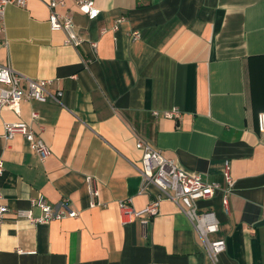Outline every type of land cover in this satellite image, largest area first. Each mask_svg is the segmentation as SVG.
I'll return each instance as SVG.
<instances>
[{
    "label": "crops",
    "instance_id": "obj_1",
    "mask_svg": "<svg viewBox=\"0 0 264 264\" xmlns=\"http://www.w3.org/2000/svg\"><path fill=\"white\" fill-rule=\"evenodd\" d=\"M96 4V19L71 0L57 7L73 15L83 38L78 47L51 29L45 0L6 7L0 63L51 79L50 89L63 96L62 104L23 101L19 114L0 110V204L10 208L0 227V264H213L173 201L163 199L147 225L148 214H125V200L142 211L158 194L152 185L141 190L139 138L208 181L224 182L231 162L229 211L222 190L197 205L215 211L213 237L227 241L217 264H264V133L257 123L264 111V0ZM173 109L181 116L162 115ZM16 121L45 139L46 160L23 135L3 136L5 123ZM89 177L102 205H90ZM39 195L53 204L66 198L80 214L38 224L17 219V209L31 208Z\"/></svg>",
    "mask_w": 264,
    "mask_h": 264
},
{
    "label": "built area",
    "instance_id": "obj_2",
    "mask_svg": "<svg viewBox=\"0 0 264 264\" xmlns=\"http://www.w3.org/2000/svg\"><path fill=\"white\" fill-rule=\"evenodd\" d=\"M28 0H0V32L4 30V16L6 7L10 4L25 6ZM68 0H45L49 9V23L52 30H61L66 34L65 43L78 47L82 44L83 38L76 30L73 15L63 14L57 10L60 5H65ZM76 8L87 15L89 19H96L101 9L97 6L96 0H71ZM139 31H133L132 38L140 37ZM93 48H97L96 41L91 42ZM51 79L32 78L23 73L15 71L10 65L0 63V110L8 107L16 113H20L21 103L23 101L37 100L47 102L53 100L62 104L61 97L63 91L57 89L52 91L50 86ZM159 115V111H154ZM166 117H180L178 109L164 111ZM39 114L33 111L32 119L37 120ZM258 129L264 133V111L257 115ZM23 135L31 145V148L38 153L44 161L51 154V148L45 139L26 122H6L4 125L3 136L6 139H12L15 135ZM136 146L142 152V166L140 173L142 177L141 190H146L149 185L158 190L153 199L142 211H134L131 207V200H125L122 208L125 214L135 213L140 216L143 213L148 214V218L143 219L147 225L151 217L158 214L163 199H169L176 203L181 211L188 217L195 230L199 233L202 240V246L213 264H217L218 258L227 248V241L222 237H213L219 232V220L213 210H200L197 202L201 199L212 198L218 190L223 191L222 204L225 211H229V195L233 190L232 165L229 160L225 161L223 169V180L208 181L198 172H188L179 167L175 160L166 157L160 149L152 145L148 140L139 138ZM5 165L3 159H0V176L4 175ZM89 193L91 196L92 207L102 205L96 198L99 196V190L92 183L89 177ZM31 208L17 209V219H27L33 224L48 223L52 220H61L66 218H75L79 216L80 211L74 209L68 199H63L58 203H51L44 195H39L31 200ZM39 208L41 213H35L34 208ZM10 211L8 205L0 204V227L6 221L7 213ZM264 215V209H263ZM19 252H24L19 249Z\"/></svg>",
    "mask_w": 264,
    "mask_h": 264
}]
</instances>
